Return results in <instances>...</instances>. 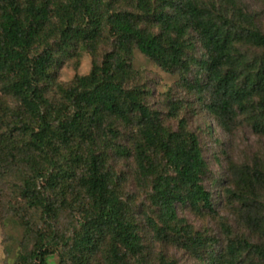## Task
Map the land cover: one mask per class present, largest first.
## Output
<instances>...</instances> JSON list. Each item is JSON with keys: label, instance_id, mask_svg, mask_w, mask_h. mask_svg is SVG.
Instances as JSON below:
<instances>
[{"label": "trees", "instance_id": "1", "mask_svg": "<svg viewBox=\"0 0 264 264\" xmlns=\"http://www.w3.org/2000/svg\"><path fill=\"white\" fill-rule=\"evenodd\" d=\"M81 47L91 72L61 82ZM136 50L179 74L227 130L246 122L264 137V32L238 0H0V177L14 169L48 223L27 225L35 242L16 264H51L56 254L59 264H179L169 247L194 264H264V162L228 171L240 220L258 241L225 224L218 247L196 231L180 209L215 211L201 139L186 103H168L176 127L152 107ZM115 159L146 190L143 206Z\"/></svg>", "mask_w": 264, "mask_h": 264}, {"label": "rangeland", "instance_id": "2", "mask_svg": "<svg viewBox=\"0 0 264 264\" xmlns=\"http://www.w3.org/2000/svg\"><path fill=\"white\" fill-rule=\"evenodd\" d=\"M238 3L245 11L255 15L258 26L264 32V0H238ZM196 44V52L202 56L204 49L198 41ZM250 53L258 55L260 52L250 49ZM92 60L93 57L87 49L81 47L75 56L65 60L59 69V80L69 83L77 74H89L93 67ZM132 64L141 74L142 82L152 90L150 97L152 107L162 112L166 122L174 127L177 125L176 118L168 114V103L171 99L187 104L183 115L187 116L191 129L199 135L210 167L211 177L206 184L214 194L215 211L196 212L190 208H181L180 216L184 217L196 231L216 237L218 247H223L227 242L225 224L231 230L232 236L257 242L256 234L251 233L240 220L239 202L234 196H230L229 190L233 183L228 171L232 162L239 165H251L256 159L264 162V137L255 133L246 122H241L242 125H238L233 131L227 130L215 115L196 99V95L183 87L179 74L161 69L139 50L135 51ZM194 76L195 73L190 77ZM112 165L118 173L127 172L126 174L131 176V165L125 161L115 159ZM129 175V180L125 183L127 192L132 195L137 207L143 206L146 190L131 182ZM21 187L22 184H19L14 169L0 177V264H16L21 253L33 248L35 238L27 225L36 230L48 224L42 211L34 207L28 197L23 195ZM158 249L161 247L158 246ZM167 251L179 264H194L193 258L185 251L175 247H169ZM49 261L51 264H59L61 257L56 254Z\"/></svg>", "mask_w": 264, "mask_h": 264}]
</instances>
